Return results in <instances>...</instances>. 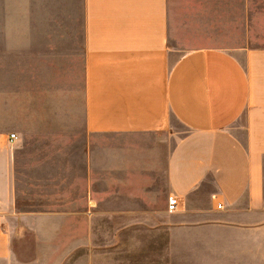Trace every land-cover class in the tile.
<instances>
[{
  "label": "crops",
  "instance_id": "obj_1",
  "mask_svg": "<svg viewBox=\"0 0 264 264\" xmlns=\"http://www.w3.org/2000/svg\"><path fill=\"white\" fill-rule=\"evenodd\" d=\"M67 1L69 22L53 25L55 121L38 91L14 92L0 25V264L32 262L17 258L13 216L39 238L75 239L84 224L90 239L99 223L107 239L162 238L160 254L194 264H264V44L175 47L172 0ZM52 130L55 148L26 151ZM29 169L52 187L24 210Z\"/></svg>",
  "mask_w": 264,
  "mask_h": 264
},
{
  "label": "rangeland",
  "instance_id": "obj_2",
  "mask_svg": "<svg viewBox=\"0 0 264 264\" xmlns=\"http://www.w3.org/2000/svg\"><path fill=\"white\" fill-rule=\"evenodd\" d=\"M68 19L67 0H0V25L10 29L7 35L11 36L14 92H21L28 85L36 101L38 91L41 103L45 102V119L50 121L56 120V104L52 103L56 101V85L60 83L56 80L60 65L56 64V26L53 25L67 23ZM170 28L172 44L182 50L200 46L235 50L264 44V0H172ZM4 35L5 32L0 31V51L5 46ZM54 133L55 130L50 131L44 143L26 146V151L34 153L39 148L47 152L55 148V144L49 143ZM47 178L45 174L38 175L36 170L27 171L20 184V208L31 209L34 201H47L52 187ZM6 226L14 232L17 258L23 262L32 261L29 264H194L191 259L198 258L160 254L164 252L162 238L152 241L107 239L104 230L108 225L99 223L88 225L90 239H86L84 224L76 225L75 239L63 234L56 239L39 238L15 216L7 220ZM56 226L65 234L74 227L69 224ZM130 231L132 233V229ZM127 235L130 234H122ZM150 245L154 247L149 249ZM54 249H68L70 254L65 257L50 255ZM151 252L159 254H148Z\"/></svg>",
  "mask_w": 264,
  "mask_h": 264
},
{
  "label": "built area",
  "instance_id": "obj_3",
  "mask_svg": "<svg viewBox=\"0 0 264 264\" xmlns=\"http://www.w3.org/2000/svg\"><path fill=\"white\" fill-rule=\"evenodd\" d=\"M10 137L14 138L16 137V133L15 132H12L10 134ZM219 207H222V204L219 203L218 204ZM178 207V198L175 196V195H171L169 198H168V209L170 210H174Z\"/></svg>",
  "mask_w": 264,
  "mask_h": 264
}]
</instances>
